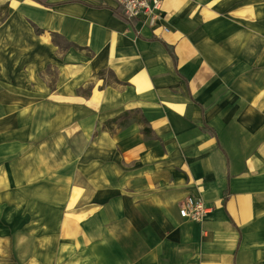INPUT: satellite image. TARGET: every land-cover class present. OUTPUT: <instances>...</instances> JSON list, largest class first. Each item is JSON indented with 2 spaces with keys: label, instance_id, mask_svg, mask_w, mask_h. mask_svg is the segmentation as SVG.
I'll return each instance as SVG.
<instances>
[{
  "label": "crops",
  "instance_id": "0c3cea01",
  "mask_svg": "<svg viewBox=\"0 0 264 264\" xmlns=\"http://www.w3.org/2000/svg\"><path fill=\"white\" fill-rule=\"evenodd\" d=\"M27 1L81 10L78 28L66 21L58 32L67 47L92 53L86 66L104 89L78 88L68 94L77 103L58 104L39 80L45 60L12 54L6 86L53 94L46 124L59 122L64 133L43 138L47 154L40 137L23 150L17 141L34 122L21 111L6 125L0 119V141L19 132L0 147V221L40 219L51 201L41 197L42 160L51 170L57 138L72 153L76 136L83 190L76 206L71 190L58 201V227L44 233L80 247L82 259L68 264H264V0H161L154 27L114 16L116 0ZM106 70L111 82L101 78ZM187 197L208 209L202 222L178 215ZM0 229L9 253L11 237ZM39 233H30L34 253Z\"/></svg>",
  "mask_w": 264,
  "mask_h": 264
},
{
  "label": "rangeland",
  "instance_id": "374dc122",
  "mask_svg": "<svg viewBox=\"0 0 264 264\" xmlns=\"http://www.w3.org/2000/svg\"><path fill=\"white\" fill-rule=\"evenodd\" d=\"M81 13V10L75 7L48 10L27 0H0V119L4 120L6 125L5 119L10 120L16 111H21L29 117L31 123L34 122L33 129L27 130L24 139L17 141L23 150L32 148L34 144L39 142L38 137H40L39 146L42 149V154H47L48 148H44L43 138L48 136L50 132L58 134L64 133V131L59 122H53L51 126L49 121L46 124L48 115L45 116V114L53 109L51 106L54 107L56 102L53 100V94L47 97H33L29 91V87L31 90L33 89L32 83L26 84L24 87H14V89L6 86L5 80L8 76L7 73H9L8 70H10L9 63L12 62V54L15 55L18 52L19 57L21 56L20 53L27 60L33 55L45 60L41 65L42 71L39 80L46 88L51 86L56 90L57 97L55 99L58 104L77 103L79 99L76 100L75 96H68V94L76 95L78 88L85 89L89 86L96 90L104 89V81L99 82L98 78L93 77L96 71L90 69L88 65L86 66V62L92 53H88L87 50L80 52L67 47L66 44L69 43L70 39L67 40L58 32L59 30L63 31L61 23L66 21L69 23L68 28L71 31L72 28H78L76 23L81 22L78 20ZM157 14L160 15L159 11ZM53 34H57L58 37ZM34 36H37L39 40L34 39ZM106 71L107 73L105 72L106 74H103L101 78L106 82H111L113 78L108 70ZM79 93L81 94V92ZM70 97L71 100L68 99ZM34 101H37L35 102L36 107L34 105L33 107L29 106ZM22 102L24 103L20 107ZM13 132L9 133V136L10 134L13 135L10 137L18 136L19 132L17 133L16 127H14ZM5 136L6 139L0 141V147H8L5 144L16 142L12 141L7 133ZM150 139L155 140L153 137ZM64 143V137L57 138L56 153H50V156L54 158L51 170L48 169L46 161L42 160L41 163V165L47 166L42 168L41 197H49L52 202L49 200L50 204H42L40 219L38 221L28 219H2L0 221L3 228L8 230L12 243V250L9 253L0 248V264H68L70 262L77 263L82 259L79 246L72 249L66 245L74 241L70 236L63 237L65 235H58L59 232L56 233L57 231L49 239L47 235H44V233H50L58 227L57 217L62 211V206L58 201L62 199L64 202L67 201L68 193L71 190L73 198L68 200L69 206L73 207V204L76 206L75 203L79 202L80 192L83 190L82 169H85L86 163L80 151L82 141L80 137L73 136L71 141L72 153L65 151ZM10 157L13 159L18 156L12 155ZM73 201L74 203H72ZM45 206L47 208L43 211ZM43 212L48 214H43ZM52 213L55 215V219L50 220L48 216H51ZM8 215L7 208L6 216ZM34 224L36 227L32 229ZM32 231L40 232L42 241L40 251L35 253L30 235ZM2 234L4 232L0 229V239H4ZM51 242L52 244L48 248L46 243Z\"/></svg>",
  "mask_w": 264,
  "mask_h": 264
},
{
  "label": "built area",
  "instance_id": "2783aa9c",
  "mask_svg": "<svg viewBox=\"0 0 264 264\" xmlns=\"http://www.w3.org/2000/svg\"><path fill=\"white\" fill-rule=\"evenodd\" d=\"M127 17L140 18L150 27H154L161 20L160 11L161 0H116ZM164 31L167 29L164 27ZM207 208L200 198L187 197L179 207L181 218L195 223L203 221L207 214Z\"/></svg>",
  "mask_w": 264,
  "mask_h": 264
},
{
  "label": "trees",
  "instance_id": "16d2710c",
  "mask_svg": "<svg viewBox=\"0 0 264 264\" xmlns=\"http://www.w3.org/2000/svg\"><path fill=\"white\" fill-rule=\"evenodd\" d=\"M33 2H36L37 4L41 5V6H45V7H51V6H54L56 4L54 3H48L46 0H32ZM112 13L114 16L118 17L119 19L123 20L125 23H128L129 25H133V19L130 18V17H127L124 12L120 9V7H117L115 9H112ZM101 74V73H100ZM127 114H124L122 117H126ZM111 122H116V120H113ZM122 126H125V122H122L121 123ZM211 134H213L211 131H210Z\"/></svg>",
  "mask_w": 264,
  "mask_h": 264
}]
</instances>
